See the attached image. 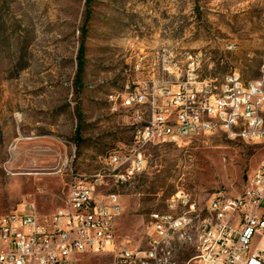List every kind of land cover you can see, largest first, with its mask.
Masks as SVG:
<instances>
[{
	"label": "rangeland",
	"instance_id": "374dc122",
	"mask_svg": "<svg viewBox=\"0 0 264 264\" xmlns=\"http://www.w3.org/2000/svg\"><path fill=\"white\" fill-rule=\"evenodd\" d=\"M86 9V0H0V215L29 205L51 215L73 186L89 183L97 195L119 196L118 244L144 246L151 215L186 211L168 208L182 192L196 205V230L213 195L243 192L264 146L222 135L150 146L144 173L123 184L103 171L104 159L132 144L135 110L123 106L125 95L143 83L174 85L190 57L200 56L202 79L259 78L264 0H93L85 25ZM168 250L175 264H193L190 245ZM78 264L113 257L85 255Z\"/></svg>",
	"mask_w": 264,
	"mask_h": 264
},
{
	"label": "built area",
	"instance_id": "2783aa9c",
	"mask_svg": "<svg viewBox=\"0 0 264 264\" xmlns=\"http://www.w3.org/2000/svg\"><path fill=\"white\" fill-rule=\"evenodd\" d=\"M188 61L184 75L177 69L174 85L143 83L125 95L123 106L135 110L132 144L109 154L103 166L116 183L144 173L150 146L181 147L214 135L264 146V92H255L236 73L220 81L202 79L200 56ZM204 85H214L215 94H206ZM148 130H155V138H148ZM222 194L208 202L204 233H196V205L182 192L168 208L186 211L151 215L146 244L132 248L117 243L119 196L97 195L94 184L79 183L51 215H40L32 205L0 215V264H78L81 257L98 254L112 255L113 264H175L163 259V252L173 242L183 244V237L191 243L202 237L193 264H264V160L247 175L241 194L221 202ZM210 208H217V215H210Z\"/></svg>",
	"mask_w": 264,
	"mask_h": 264
},
{
	"label": "bare ground",
	"instance_id": "6f19581e",
	"mask_svg": "<svg viewBox=\"0 0 264 264\" xmlns=\"http://www.w3.org/2000/svg\"><path fill=\"white\" fill-rule=\"evenodd\" d=\"M264 62L260 66V77L249 82L250 87H254L255 92H264ZM204 92L206 94H215L214 85H204ZM148 138H155V130H148ZM221 202H229V197L222 194ZM210 215H217V208H210ZM207 228V218H205L201 225L196 229V233H204ZM183 244L190 245L196 252V244H202V237H195V243H191V237H183ZM172 251L163 252V259H171Z\"/></svg>",
	"mask_w": 264,
	"mask_h": 264
},
{
	"label": "trees",
	"instance_id": "16d2710c",
	"mask_svg": "<svg viewBox=\"0 0 264 264\" xmlns=\"http://www.w3.org/2000/svg\"><path fill=\"white\" fill-rule=\"evenodd\" d=\"M92 2H93V0H86L87 9H86L85 25L88 24V22L90 21V18H91L90 6H91ZM86 33H87L86 29L83 28L82 29V37L83 38L86 36ZM84 52H85L84 45L81 44L80 48H79L78 56H77V74H76V85L77 86H80V82L82 80V75H83V71H84V64H85ZM80 123H81V119L79 116V126L77 127V130H76V138H78L80 136V130H81Z\"/></svg>",
	"mask_w": 264,
	"mask_h": 264
}]
</instances>
